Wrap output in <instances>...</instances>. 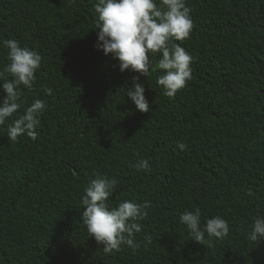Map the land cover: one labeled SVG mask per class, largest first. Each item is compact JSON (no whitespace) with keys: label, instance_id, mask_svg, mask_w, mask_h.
I'll return each mask as SVG.
<instances>
[{"label":"trees","instance_id":"trees-1","mask_svg":"<svg viewBox=\"0 0 264 264\" xmlns=\"http://www.w3.org/2000/svg\"><path fill=\"white\" fill-rule=\"evenodd\" d=\"M98 3L0 0V107L6 41L42 58L0 125V264H264V238L249 239L264 219V0H185L193 28L169 46L192 57V75L174 98L156 83L162 53L149 54L146 78L97 50ZM137 77L148 113L126 94ZM36 100L46 106L37 139L10 142ZM143 160L150 172L130 167ZM97 176L118 182L110 210L150 204L146 220L129 221L142 229L135 254L106 255L87 233L82 199ZM197 210L201 230L219 217L229 234L205 233L207 248L192 241L180 217Z\"/></svg>","mask_w":264,"mask_h":264},{"label":"clouds","instance_id":"clouds-1","mask_svg":"<svg viewBox=\"0 0 264 264\" xmlns=\"http://www.w3.org/2000/svg\"><path fill=\"white\" fill-rule=\"evenodd\" d=\"M98 16L96 29L98 39L96 48L105 56L112 55L119 61L121 73L131 70L141 76L149 75V54L162 53L158 69L164 75L158 77L156 83L164 89V94L174 98L182 90L187 81L191 80L192 57L186 51L170 41L186 40L193 28L190 18V9L185 6V0H161V7H157L154 0H99L95 6ZM9 49V65L3 70L12 79L3 83L6 99L0 107V125L14 113L18 112L21 98L18 90L22 85L24 89L31 90L35 82V73L41 66V56L27 48H21L17 41H6ZM0 75H3L0 73ZM51 95V89H45ZM129 99L141 113H148L150 106L144 96V87L138 82V77L133 80V87L126 92ZM46 106L36 100L26 113L14 122L8 129L10 142H16L18 137L27 135L31 140L37 139L36 127L39 117ZM181 150L185 145H178ZM138 171L150 172L146 160L136 165H130ZM115 179L97 176L85 189L82 199V221L86 226L89 237H93L98 245H102L106 255L119 252L121 245H127L135 254L139 245L134 242V233L141 232L138 223L129 221L146 220V209L150 204L137 205L132 202H122L115 209H109L106 201L113 195L117 186ZM180 221L186 225L190 232L191 240L204 245L205 233L209 238L224 239L229 234V225L219 217L206 222L203 230L200 228L199 210L195 214L186 212L181 215ZM264 238V219L254 221L253 230L249 239L256 242Z\"/></svg>","mask_w":264,"mask_h":264}]
</instances>
